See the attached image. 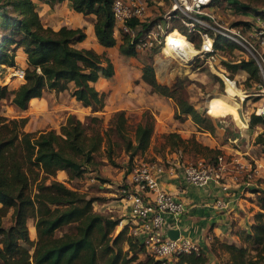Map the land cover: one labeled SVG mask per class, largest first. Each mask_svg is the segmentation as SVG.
Listing matches in <instances>:
<instances>
[{
  "label": "trees",
  "instance_id": "16d2710c",
  "mask_svg": "<svg viewBox=\"0 0 264 264\" xmlns=\"http://www.w3.org/2000/svg\"><path fill=\"white\" fill-rule=\"evenodd\" d=\"M44 1L53 7L64 0ZM68 1L73 12L95 16L94 34L101 46L110 48L116 45L112 12L114 0ZM149 1L150 5L154 4ZM225 2L236 4L232 0ZM255 12L264 20V12ZM161 17L129 21L130 31L120 32L119 54L137 56L138 38ZM243 25L251 27L248 23ZM179 30L189 40H197L196 46H200L197 34L189 33L182 26ZM170 32V37H184L175 29ZM207 33L215 50L227 46L242 49L219 33L210 29ZM85 38L82 28L62 26L54 30L45 27L33 0H0V65L15 67L18 49L26 55L21 84L11 91L0 86V99L8 97L13 106L24 111L31 99L40 98L45 91L59 93L69 90L70 96L83 107L101 110L105 105V94L97 90L95 83L100 78H111L114 66L105 54L76 46ZM159 46L154 44L148 50L155 53ZM223 65L231 73V78L237 71H245L249 73L245 82L252 79L258 81V86H263L259 62L254 56L227 61ZM141 78L153 92L174 97L157 82L152 64L143 65ZM176 105L178 115L190 117L204 131L212 134L216 127H222L181 96L176 98ZM86 119L88 122H82L80 118L68 115L58 131L53 128L26 131V118L16 120L0 116V264H162V260L147 251L139 237L129 233L127 225L113 234L122 218L95 212L94 197L56 179L59 172H64L69 181L82 177L90 170L95 153L104 144L108 159L114 145H122L130 160L143 153L149 147L154 131L152 113L149 110L142 113L132 136L124 110L112 114L106 129L91 125L93 121L100 123L101 119L88 116ZM248 125L249 128L255 125L264 127V118L252 115ZM165 138L170 149H179L180 146L185 149L193 143L197 149L206 152L203 158L211 164H215L217 157L223 154L221 149L203 145L194 137L184 139L179 134L168 133ZM254 144L264 150V131L255 137ZM254 192L259 211L254 214L253 223L248 228L236 231L239 243L217 238L211 243L210 253L217 258L221 252L226 254L228 264H264V193L257 189ZM7 215L11 224L5 227L3 219ZM28 219L34 221L35 240L29 236ZM63 226H71L73 230L57 236L56 231ZM123 243L127 245L126 250ZM208 263L209 256L202 250L183 253L169 262Z\"/></svg>",
  "mask_w": 264,
  "mask_h": 264
},
{
  "label": "rangeland",
  "instance_id": "374dc122",
  "mask_svg": "<svg viewBox=\"0 0 264 264\" xmlns=\"http://www.w3.org/2000/svg\"><path fill=\"white\" fill-rule=\"evenodd\" d=\"M38 1L42 3L46 2L44 0H33L35 4V9L38 12L40 20L42 22V19H44L46 13L39 8ZM232 1L236 2V4H230L229 2H225V0H222L220 2H216L209 8H206L203 11L207 14H203L206 17V21L204 22L207 24V26L205 27L216 33H219L216 31V29L221 30V28H225L229 31L233 30L236 32H241L240 34L246 40H249L251 44L259 47L257 42L258 40H254L252 35L254 28H261L264 31V20L261 24L255 23L257 20L255 11L260 10L261 12H264V0ZM169 9V0H164V4L161 6L152 4L150 7V11L147 13L146 17L162 16L167 13ZM209 16L212 17V20ZM245 23L251 24V27L249 28L243 25ZM169 26H174V28L176 27L177 32L183 35V33L179 30L180 26L185 27V25L182 23L181 18L170 19ZM186 30L188 31L187 28ZM188 32L198 34L197 32ZM169 38L173 37L171 36ZM184 38L185 37H183V39ZM186 39H188L187 36ZM189 41L193 43L192 48L196 51V55H198L202 40L199 42V47L196 46L198 43L197 40ZM239 41L245 47H248V45L243 39H240ZM245 47H241L243 50L234 47L230 49L228 46L224 48H219L218 50H216V53L212 57L213 68H211L210 65L204 61L207 56L204 57V59H199L195 67L191 66V68H189V66H181V62L178 58H176V55L173 54L171 51H167L166 40H164L163 44L159 46V50H157V52L152 53L150 52V50L145 49L143 51L138 52L137 56L133 57L132 59L122 58V55H120L117 49H115L114 55H107V57L111 60L113 66L116 68V74L118 72H121L123 73L124 77H126V80L123 82V85L115 91V96L118 98V100H116V104H118L116 107H118L119 110L125 111L126 108L134 107V104L136 106H139L140 104L142 105L143 103H137L138 101L136 102V99L132 95V92L136 93L137 95H161L156 92H153L152 88L141 78V66L146 63L152 64L157 82L161 86L165 87L169 93L174 94V97H168L163 95L166 99L170 98L167 99V101L169 102L167 104V107H164V121L166 122L168 130L170 131H168V133L179 134L184 139L194 137L195 140L201 141L202 135L197 134V128L190 121H187L185 116H180L177 113L178 108L176 105V98L181 96L182 98L187 100L201 114H204L206 117L211 118L214 123L219 122V124H221L219 126H224L223 128L225 129V132L222 138L225 142L228 143L229 148L234 149L236 147L239 150L244 151V142L246 141V135H242V137L239 138V140L243 142L237 143L234 140L232 141V144H234L235 147L227 139V136H229L230 138L238 134V128L235 124V119L236 123L241 126V122L238 119L240 118L241 114L246 115L251 113L252 111L254 112L256 108H259L261 105H263L264 90L262 88L264 87L258 86L259 83L256 80L251 79L250 81L245 82V80L249 77V73L245 71H237L234 74L235 77L231 78V73L225 68L223 63L227 61H238L241 59H246L249 56H253L250 52L252 50L250 49L249 51ZM257 50L261 54L263 60H261L259 57L258 58L264 66V49L257 48ZM193 58L194 56L191 57V63L193 61ZM15 62V64H17V62L20 63L21 59L19 57L16 59L15 57ZM260 74L262 75V85L264 86V68L263 73L260 72ZM228 80H231L235 83V86L241 92L240 94H236L232 87L228 85ZM21 81L22 80L18 77L11 76L10 71H0V86H6L7 88H9V91L17 88L21 84ZM102 81H100V84ZM113 85L120 86L117 80H114ZM99 86L100 85L98 84V87ZM109 95L110 94L107 95V98L109 97ZM242 95L243 97H241ZM42 96L44 100L40 104V106L37 107L29 103V107L26 109L27 111H21L17 109L11 104L10 99L8 97L0 99V116L16 120L26 118L27 123L24 127L26 131H35L51 128L56 129L58 131L60 125L65 123V120L68 115H74L80 118L82 122H88V120L86 119L87 116L97 117L98 119H101V122L99 123L93 121L91 122V125H94L95 127L101 126L102 129H106L108 127L109 120L112 116V113L109 110L102 108L101 110L93 111L89 107L85 109V107L79 104V102L77 103L75 99L70 96L69 90H65L59 93L54 91H45L43 92ZM215 97L221 98L225 102L227 101L229 103H236V107L224 106L225 110L235 109L236 116L234 117V115H231L230 112L218 110L215 106L211 105L210 100L211 98ZM222 112L224 114H222ZM128 113V129L130 136H132V130L135 124L140 120L141 116L138 114L137 111L128 110ZM152 115L154 117L155 123L156 118L153 113ZM227 125L229 127H227ZM231 130L234 133H231ZM168 133H164L161 136L155 135L153 147L159 150L164 149V151H166L169 146L167 145L165 135ZM215 133H212V135L214 136ZM245 133L247 134V132ZM232 134L234 135L232 136ZM197 135L199 136V139L197 138ZM117 142L118 144H121L119 140H117ZM113 144H115V142ZM175 149L176 148H171V150ZM179 149L184 152V155L186 158H188V161L189 158H192V156L199 159L205 158H203V156L206 154V152L197 149V147H195L193 143H189L185 149H183L182 146H180ZM252 153L255 158L262 155L264 156V150L260 148V146L254 149ZM223 154L226 159L229 158V155L224 153V151ZM136 156H134V158L130 160L129 155L124 152L122 145H114L111 152V157L108 159L105 152L104 144V146H102V148L94 155V160L90 165V170L87 172L88 174L90 173L92 175H86L87 180H80L78 178L69 181L67 180L66 174L62 172L58 173L56 179L66 184V186L68 187L78 189L80 192H84L88 196L94 197L96 199L93 204V210L95 212L113 216L114 218H122L120 217L122 212L120 214V212L111 211V207H109L112 204L111 200H119L121 198V194L117 193L118 197L114 198V196L110 193H116L117 190L119 191L121 186L126 184L127 176H129L130 172L132 171L135 165L141 162L150 161L147 159L138 158ZM205 160L207 159L205 158ZM90 177H92L94 180H88ZM256 182L257 184H262L264 188V178L259 179ZM10 224V216L7 215L3 219V226L7 227ZM27 224L29 228V236L31 239L35 240L36 235L34 230V221L32 219H28ZM120 229L121 226L119 222L113 234H116ZM70 230H73L71 226H63L62 228L56 231V235H61V233ZM123 248L125 250L127 249V245L124 243ZM219 256L220 257L218 258L217 264H228L226 254L221 252Z\"/></svg>",
  "mask_w": 264,
  "mask_h": 264
},
{
  "label": "crops",
  "instance_id": "0c3cea01",
  "mask_svg": "<svg viewBox=\"0 0 264 264\" xmlns=\"http://www.w3.org/2000/svg\"><path fill=\"white\" fill-rule=\"evenodd\" d=\"M151 1L152 3H154V5L157 6H161L164 4V0ZM38 2L39 8L46 13L44 19H42V23H44V26H49L54 30H57L62 26H66L68 28H83L85 30L86 38L76 44L77 47L92 48L98 54L106 53L105 56L114 55L115 49H117L118 51V46L121 43V40L120 33L115 29V27L114 36L116 38V45L110 48H105L101 46L96 40L93 28V24L95 21L94 15L84 16L83 14L73 12L69 7L68 0H64L62 3L56 4L53 7H50L46 3H42L40 1ZM16 53V59L18 57L21 59V62H17L16 65L23 68L26 63V55L22 51V49H18ZM121 57L127 59L133 58L126 56ZM143 65L141 67H143ZM3 70L9 72L10 67L0 65V71ZM114 80H117L120 86L113 85ZM125 80L126 77H124L123 73L118 72L116 74V68L114 67V75L111 78H100L95 83V87L97 88V90L105 94V105L103 108L109 110L112 114L119 110L118 107H116L118 105L116 104V100H118V98L115 96V91L123 85V82ZM100 81H102L101 84ZM98 84L100 85L99 87ZM108 94L110 95L107 98ZM132 95L136 99V102L138 101L137 103L143 104H140L139 106H136L134 104L133 106L135 108L132 106H128L132 108H126V113H128V110L137 111L141 116V114L145 110H149L154 114L156 118V121L154 123V131L149 144L150 146L146 151L138 154L136 157L161 164L163 168H165V170H163L160 176H158V185L160 189H162L166 193L171 194L174 198L181 201L185 205V211L180 215H164V225L162 228L164 236L167 237V233L170 230H179V238L188 239L192 243L198 245L200 250L208 254V264H217L218 258L210 253L211 243L213 239L217 238L221 241L239 243V238L236 234V231L240 228H248L251 223H253V216L259 210V207L257 206L255 200V197L257 195L254 192V189L261 190L262 193H264L262 184H257V182H254L247 185L242 181V177H239L240 179L236 178V173L233 171L231 166H228L227 171L225 172V189L223 188V185L218 182H210L204 187H196L186 183L183 179L182 164L184 161H188V158L185 157L184 152L181 149L171 150L169 147L166 151H164V149L159 150L153 147L154 136H161L164 133H168L169 131L168 126L164 121V107H167V104L169 103L167 99L170 98L166 99L163 95L158 96L157 94H155V96L138 94V96L134 92H132ZM140 95H142L143 97ZM43 100V96L37 99L33 98L30 100V104L39 107ZM185 117L187 121H190L197 128V134L202 135L201 141L198 140L199 143L207 145L210 148H219L224 151V153L231 156L236 155L240 160L244 159V156H247L251 159H254L261 166H264V156L262 155L255 158L252 153V151H254V149L258 147V145L254 144L255 137L259 133H262L264 131V127L258 125H255L252 128H249V125L248 127H242L239 126L235 120V124L239 129L237 130L238 134L235 135V137H228V140L232 144V141L234 139H239L242 137V135H246V141L244 142L245 149L244 151H241L236 148L234 144H232L235 147L234 149L229 148L228 143L225 142L222 138L225 132L223 127H216L214 133L216 132L217 134L215 133V135L213 136L208 131L200 129L198 125H196L191 120L190 117ZM245 132H247V134ZM197 138L199 139L198 135ZM197 159L199 158H195L192 156V158H189V161H195ZM262 174V172L259 173V175ZM86 175L92 174L85 173L79 179L85 180L87 177ZM129 176H127V182L129 181ZM91 178L92 177H90L88 180H90ZM117 193L119 194L118 190L116 191V193L111 192L110 194L113 195L114 198H116L118 197ZM216 199H224L225 201H227V208H217L214 205V201ZM114 202L117 204H115ZM111 203L112 204L109 206L111 207V211H117L120 212V214L122 212V214L120 215V217H122L120 226L123 227L127 225L129 228L128 231H130L135 223L129 205L121 198L119 200L113 199L111 200Z\"/></svg>",
  "mask_w": 264,
  "mask_h": 264
},
{
  "label": "built area",
  "instance_id": "2783aa9c",
  "mask_svg": "<svg viewBox=\"0 0 264 264\" xmlns=\"http://www.w3.org/2000/svg\"><path fill=\"white\" fill-rule=\"evenodd\" d=\"M170 9L162 15L161 20L156 22L152 28L144 32L137 40L136 51L140 52L149 49L154 44H163L166 36L173 29L170 27L169 21L172 18H181L182 23L190 32H197L202 44L199 54L194 57V67L199 59H204L211 68L212 57L216 53L213 41L207 33L206 21L207 15L203 12L219 0H169ZM149 0H114L112 3V12L114 17V27L120 32H129L128 22L133 19L143 20L150 11ZM204 14V15H203ZM212 20V17L209 16ZM256 24L263 23V19L257 17ZM170 27V28H169ZM173 28V29H172ZM213 29V28H211ZM219 34L228 40L235 41L240 47H245L239 40L243 39L248 45L247 48L252 55L258 60L260 72L263 73L262 56L257 48L264 49V31L261 28L253 29V39L258 40V46L251 44L240 33L233 30L221 28L217 30ZM186 38V35L183 34ZM193 45V43H192ZM259 57V58H258ZM11 76L23 79L24 69L18 67H10ZM264 87V86H262ZM264 90V88H262ZM264 96V94H263ZM254 115L264 118V103L259 108L249 114H241L239 121L242 127H248L250 117ZM231 166L236 173V178H241L247 185L252 184L259 179L264 178V166L258 164L254 159L244 156L240 160L236 155L225 158L224 154L217 157L215 164H211L204 159L195 161H184L182 164L183 179L186 183L196 187H204L210 182H218L223 185L225 172L227 167ZM165 170L163 166L157 162L145 161L135 165L130 172L129 181L120 187L119 193L121 199L130 207L135 225L130 229L132 236L139 237L144 243L147 251L155 258L162 260V264H169L183 253H198L200 248L188 239L177 238L170 239L164 236L162 228L164 225V215H180L185 211V205L174 198L171 194L164 192L158 185V176ZM263 173L259 175V173ZM239 178V179H240ZM94 179L91 178L90 181ZM214 205L217 208L225 209L228 202L224 199H216Z\"/></svg>",
  "mask_w": 264,
  "mask_h": 264
},
{
  "label": "bare ground",
  "instance_id": "6f19581e",
  "mask_svg": "<svg viewBox=\"0 0 264 264\" xmlns=\"http://www.w3.org/2000/svg\"><path fill=\"white\" fill-rule=\"evenodd\" d=\"M171 34L172 33L169 32V34L166 36V47H167V51L168 52L171 51L173 54L176 55V58H178L179 61L181 62V66H183V67L184 66L185 67L186 66H189V68H191V66H194V64H192L194 62V58H193V61L191 63V57H193V56L195 57L196 56V51L192 48V43L190 41H188L186 38L183 39V38L178 37V36H174L173 38H169L170 37L169 35H171ZM228 85L230 87H232V89L236 92V94H240L241 93L240 90L235 86V83L233 81L228 80ZM241 97H243V95ZM210 102H211V105L215 106L218 110H221V111H224V112H230L231 115H234V117L236 116L235 109H233V110L232 109H228V110H225L224 109V106H233V107H236L235 106L236 103H229L227 101L225 102L224 100H222L221 98H218V97L211 98ZM222 114H224V113L222 112ZM222 127H224V126H222ZM227 127H229V126L227 125ZM231 133H234V132L232 131ZM233 135L234 134H232V136ZM234 141L237 142V143L243 142V141H240L239 139H234Z\"/></svg>",
  "mask_w": 264,
  "mask_h": 264
},
{
  "label": "water",
  "instance_id": "95a60500",
  "mask_svg": "<svg viewBox=\"0 0 264 264\" xmlns=\"http://www.w3.org/2000/svg\"><path fill=\"white\" fill-rule=\"evenodd\" d=\"M167 237L170 239H177L179 237V230H170L167 233Z\"/></svg>",
  "mask_w": 264,
  "mask_h": 264
}]
</instances>
